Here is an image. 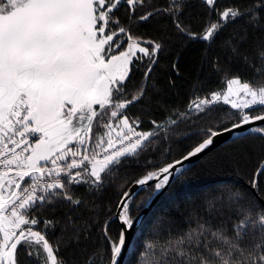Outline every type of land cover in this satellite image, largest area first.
<instances>
[{
  "label": "snow or ice",
  "instance_id": "obj_1",
  "mask_svg": "<svg viewBox=\"0 0 264 264\" xmlns=\"http://www.w3.org/2000/svg\"><path fill=\"white\" fill-rule=\"evenodd\" d=\"M196 46L182 104L179 55L148 86ZM0 264H264V0H0Z\"/></svg>",
  "mask_w": 264,
  "mask_h": 264
},
{
  "label": "trees",
  "instance_id": "obj_2",
  "mask_svg": "<svg viewBox=\"0 0 264 264\" xmlns=\"http://www.w3.org/2000/svg\"><path fill=\"white\" fill-rule=\"evenodd\" d=\"M145 35L154 34V28L148 27L142 30ZM205 54L204 49L199 46L182 50L180 53L173 51L168 54L169 59L161 61L160 67L153 74L152 79L147 81L148 86L155 87L157 89H163L166 87L168 80L174 76V73L169 68V64L173 62V59L179 55L180 56V68H181V86L179 89H174L170 92L168 99L174 101L178 104H182L187 98L191 84L194 82V77L196 72L199 70L200 58ZM243 74V73H242ZM135 85H140L145 83L142 80V73H136L134 77ZM224 84L218 82V78L215 76L209 77L204 83V89H223ZM230 146V142L219 146L214 149L215 152H220L222 149H227ZM204 161L198 160L190 168H199ZM255 161H253V164ZM235 182L237 177L231 174H225L219 177H213L211 179H205L204 181L196 182L197 186L188 189L185 186L184 189L179 191V194L171 200H160L157 201L150 211L147 213L143 220H154L156 218H171L175 222L176 228H182L186 225L188 220V215L194 212L193 203L198 201L202 194H208V190L212 187L218 186V182ZM175 183V181H173ZM139 196H134V199H141L143 197V192H139ZM64 212L68 209L64 208ZM176 229L174 228L173 231ZM140 233L137 232L136 236L139 237Z\"/></svg>",
  "mask_w": 264,
  "mask_h": 264
},
{
  "label": "water",
  "instance_id": "obj_3",
  "mask_svg": "<svg viewBox=\"0 0 264 264\" xmlns=\"http://www.w3.org/2000/svg\"><path fill=\"white\" fill-rule=\"evenodd\" d=\"M228 142H230V138H224V139H221V140L217 143L216 148L219 147V146H222V145H224V144H226V143H228ZM197 162H198V160H193V161L191 162V164L186 163L183 167H184V168H190L191 166H193V165H194L195 163H197ZM135 191H136L137 193H139L141 190H140L139 188H137V189H135ZM153 205H154V204H153ZM153 205H152V207H153ZM146 215H147V214L142 215V216H141V220H143V219L145 218Z\"/></svg>",
  "mask_w": 264,
  "mask_h": 264
}]
</instances>
